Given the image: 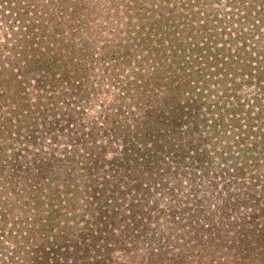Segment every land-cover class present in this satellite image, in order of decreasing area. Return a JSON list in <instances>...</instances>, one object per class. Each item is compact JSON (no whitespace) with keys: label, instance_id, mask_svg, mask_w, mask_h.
<instances>
[{"label":"trees","instance_id":"obj_1","mask_svg":"<svg viewBox=\"0 0 264 264\" xmlns=\"http://www.w3.org/2000/svg\"><path fill=\"white\" fill-rule=\"evenodd\" d=\"M123 1L128 22L122 30L138 39L134 47L144 63L125 56L128 46L122 55L106 53L102 62L113 60L109 73L116 78L109 80L111 88L102 89L114 93V98L103 106L104 112L97 105L101 114L86 115L79 101L70 107L58 103L72 90L78 91L79 100L88 97L82 90L87 86L93 92L100 88L89 75L92 65L82 63L88 58L87 49L76 47L72 40L79 29L45 19L34 9L15 12L7 28L0 30V235L13 238L0 264H65L60 261L63 256L71 258L69 264H264L263 255L258 256L264 251V120H257L261 113L250 109L244 116L227 113L226 121L219 114L221 97L230 95L224 78L231 64L251 57L245 63L248 72L239 74L259 70L257 81L264 86V48L254 42L264 34V0L254 4L227 0V8L205 9L203 15L192 9L200 0H182L179 6L190 8L183 13L190 14L191 21L176 11L164 15L157 10L156 17V0L150 6H144L147 0ZM256 3L261 7H251ZM175 4L172 7H179ZM5 13L8 18L12 15ZM194 18H203L200 27ZM244 23L251 27L236 30L232 41H223L231 40L230 28L238 29L239 24L242 28ZM69 45L68 53H63ZM145 50L149 54L142 55ZM75 53L83 61H73ZM76 62L84 68H74ZM41 69L39 77L60 86L61 95L51 91L52 96L42 101L41 93L31 98L25 91L33 70ZM223 70V77L209 78ZM36 87L39 91L44 86ZM189 90L191 97H184ZM241 120L243 129L238 126ZM198 167L202 174L197 175ZM248 167L258 172L246 179L243 169ZM198 177L209 180L205 186L210 189L222 181L211 191L220 197L213 202L197 199L194 191L195 199H184L177 187L198 189L191 185ZM258 183L259 192H254ZM158 189L166 196L168 218L163 228L156 225L160 234L139 250L134 241L150 228V213L155 211L152 206L144 210L149 204L144 196ZM199 189L208 193L202 186ZM123 200L125 210L101 208L105 203L116 207ZM193 204L199 207L191 212ZM95 212L102 222L94 221ZM114 217L119 220L110 224ZM178 222H187L188 231H171V224ZM171 233L176 238L170 240ZM184 236L188 238L182 240ZM71 240L73 247L68 244ZM4 243L0 240V250ZM94 245L104 246L102 256L89 254ZM224 248L221 259L217 253ZM116 249L121 255L114 257Z\"/></svg>","mask_w":264,"mask_h":264},{"label":"rangeland","instance_id":"obj_2","mask_svg":"<svg viewBox=\"0 0 264 264\" xmlns=\"http://www.w3.org/2000/svg\"><path fill=\"white\" fill-rule=\"evenodd\" d=\"M153 1H155V0H149V1L147 0L146 1L147 4H145L144 6H150ZM174 1H175V3H178V5L175 4V6H179V4L182 0H156V6L155 5L153 6V7H156V11L154 12L153 15H156V17H158V11L157 10H160V12L164 15H173L176 11V12H181L184 15L182 17L183 20L184 19L185 20L190 19V21H191L190 14L187 15L188 12L190 11V8L189 7L188 8L183 7L182 5H180L179 7H172ZM209 1H211V4L207 5V3H205V1L202 2L200 0L199 3H201V4L200 5L196 4L192 9L198 10L199 12H201V11L206 12L205 9L215 11V10L220 9V8H227V7H225L227 0H209ZM248 1L253 2V4H254V0H248ZM86 3H89V5H87ZM74 5H76V6H74ZM25 6H27V7H25ZM92 6H95V7H92ZM127 7H131V5H127ZM251 7H261V6L258 3H256L255 5H252ZM125 8H126V5H124L123 0H3L0 2V14H1L0 15V30L7 28L8 20L14 19V17H15L14 13L15 12L17 13L18 11H23V10L31 11L34 9H38L39 12H41V14L43 15V17H45V19L52 18L59 25L62 24L63 26H66L68 28L70 27V28H73L75 30L79 29V33H76L74 35V37L72 38V40L75 43L76 47H78V48L84 47V49H87L86 51L88 53V58L84 62L82 58H79L78 53H75L73 61H75L77 59L78 62L81 60V61H83L82 63H85L88 66L92 65V69H88L89 75L90 74L92 75L91 79L95 82V86L97 88H99V87L100 88L98 90H95V92H93V90H91L89 88V86H87L86 88H84L82 90H83V92L88 93V97H84V98L82 97L79 100L77 98L78 96L75 95V94H77L78 91L75 92V90H72L71 96H67L65 94V96L63 97V95H62L61 98L58 99V103L63 104L65 107H67V105L70 107V106L75 105L76 102L79 101L80 108L85 107L84 111H85L86 115L91 116V115H95L97 113L101 114L100 113L101 109H102V112H104L103 106L106 105V107H108L109 99L114 98V93L113 94H110L109 92L103 93V91H102L103 87L105 88L107 86L108 88H111L112 86L109 85V80H112L113 77L116 78V76L111 77V75H110L111 73H109V71L113 69L112 68V64L114 63L113 60H110V61L105 60L104 63L102 62V59H105L106 53H107V55L108 54L111 55V57L117 56L119 54L122 55V54H124V51L128 46V51L125 55L126 57H131V58L133 57L132 59H134V62H135V59H137L140 56V55H137V54H139V52L136 51V48L134 47V44L138 43V39L133 38V37H127L128 33L126 34L125 31L122 30V29H124L126 23L128 22L126 16H124V12H123V10ZM228 8H230V7H228ZM2 10H4V11H2ZM5 11H7V12L9 11V13L12 12L11 13L12 15L9 16V18H8L7 13H5ZM183 12L184 13L187 12V14L185 15ZM202 12L200 13V15H203ZM3 14L6 16V19H4ZM175 17L178 18L177 15ZM173 20L175 21V18ZM173 20L171 19V20H169V22H171V21L173 22ZM176 21H178V19H176ZM192 21H194L196 27H200V25H201L200 22H203V18L201 20H199L200 22L198 20H196L195 18L192 19ZM229 21H231V19L228 20L227 23ZM164 23H166V22L162 23V26H163L162 29L165 28ZM180 25H183V24L181 23ZM244 25H243L244 28H243V26H242V28L240 27L241 24H239L237 26V28L239 27L238 29L230 28V30L227 31L228 33L230 32V34H228L227 37L230 36L231 40H230V38H228V39L223 40V41H232V38L234 37L236 30H239V29L247 30L249 27H251V26H248V24L246 25V23H244ZM85 27H89L88 31L90 34H88V32L85 31V29H86ZM90 28H92V29H90ZM197 29H195V27H194V31ZM213 30L215 32H218V31L221 32L219 29H216L215 27H213ZM160 31H161V33L164 32V30L163 31L160 30ZM167 36H169V35H165V38H167ZM222 37H224L223 34H222ZM0 40L2 41L3 39L0 38ZM84 41H86V42L88 41V44L86 43V45H85ZM254 42L257 46H261V48H264V34H262L261 37H257V39H255ZM104 43L108 44V46L107 47L103 46ZM131 43H133V44H131ZM225 45L228 47V43H226ZM70 47H71V45H69L68 48L63 47L62 52L64 53V51H65V53H68ZM108 48H109V51L106 52V50ZM237 48H239V47H237ZM231 50H232V53L235 55L236 54V52H235L236 48H234V46H232ZM253 51H254V49H253ZM143 52L144 53L142 55L149 54V52H147L146 50ZM254 52L256 53V55L262 54L261 50H260V53H257L256 51H254ZM252 53L253 52L251 51V54ZM72 54H73V52H72ZM150 55H151L150 57H153L155 55V52H153V53L151 52ZM224 55H227V53H225ZM139 59H141V58H138V60ZM248 59H251V57L250 58L246 57L245 59H243V62L240 61V65L233 63V64H231L230 68H227L228 73H227L226 77L224 78V82L226 83L227 86L230 87V89H229L230 95L227 96V94L225 93L226 96L221 97L220 103H219L220 107H221V109L219 110V114L225 115L224 116L225 118H223L224 121H226V119H228L227 113H230L232 115L244 116V113L246 114L248 109H250L252 111L251 113L259 111L261 113V116L257 120H259V121L264 120V86H263L262 82L257 81V79H258L257 72H259V70H257V72H252V73L249 72V75L239 74L242 72L247 73L248 70L250 69L248 64L245 65L246 60H248ZM142 60L143 59H141L140 64L144 63ZM149 61H151V60H149ZM78 62H76L74 64L75 65L74 68H76V67L78 68V66H81V65H79ZM158 62L160 63V59L158 60ZM157 64L158 63L156 61V65ZM82 67L83 66H81V68ZM196 67H198V65ZM17 68H18V66H17ZM150 70H152V69L150 68ZM43 71H44V69H41L40 71L33 70L34 74H33V76H31L28 79L29 83H27V84L25 83V85H26L25 91L30 93V95H32L31 98L36 97L37 92H38V93L42 94V97H41L42 101L47 100L48 99L47 97L50 98L52 96V95H50L51 91H53L54 96H59L62 94L60 86L52 85V83L50 84V82L45 83V79L41 76L39 77V75H41V74L43 75ZM30 72H32V71H30ZM112 72H116V70L114 69V71H112ZM188 73H189L188 77H192V79H193L192 81H195L196 78L192 76V73L191 72H188ZM223 73H224V70H223V72L221 71L219 73L209 74V76H210L209 78H211L213 80H217V78L223 77L222 76ZM44 74H45V72H44ZM117 76H119V75H117ZM38 77H39V80H36ZM120 77H121V75H120ZM49 78H50V75L47 74L46 80L48 81ZM36 85H39L41 87L44 86V87L38 91V88L36 87ZM194 85L196 86V83ZM217 85L218 84H216L215 86L217 87ZM13 88H15L14 85H13ZM34 93H36V94L34 95ZM192 94L193 93L191 92V90H189L187 92H184L183 96L184 97L185 96L191 97ZM250 97H253L254 100L257 99V102H254V101L252 102L251 100H249ZM104 98L108 99V100H105ZM67 99H69V101H67ZM86 99H87V101H86ZM88 99H89V101H88ZM96 99H98V100H96ZM158 99L159 98L156 97V104L158 106H160V101ZM72 101L73 102L75 101L73 103V105L71 103ZM86 102H87V104H86ZM49 103H51V102H48V104ZM189 103H190V101H189ZM80 104H83V105H80ZM98 104L102 105L100 107L101 109L97 108ZM183 115H185V114H183ZM60 117H61V115H60ZM243 123H244V120H241L240 125H238L242 129H243ZM253 123L254 124L256 123L254 119H253ZM198 134H199L198 132L194 133V135H198ZM204 135H206V132ZM241 135H242V133H241ZM107 150H109V148H107ZM104 152L107 153V151H104ZM211 152L213 154L214 151H211ZM197 170H199L198 172H196L197 175H199L200 172L202 174V170L200 169V167H198ZM243 170H244L243 176L246 179L249 178L251 176V174L258 172L256 170V168H254V167H248L247 169H243ZM262 170H264V166L262 167ZM114 172L116 175L117 172L116 171H114ZM124 180H126V178ZM195 181H196L195 183L191 182V185L195 186L196 188L198 187V189H190V188H192L191 186H187L186 188L177 187L179 192L183 194L184 199H185V197H187L188 200H190L191 198H194V196H195L194 191H195V193L198 192V195L196 196L197 199L198 198L201 199L202 197H207L208 201L213 202V201H215V197H218V196L220 197V195H216L215 193L212 194L211 191H213V190L215 191V188L217 187V185H222V181H219V184L215 183V188H213V189L212 188L210 189L207 185L205 186V184L208 183L209 180L203 179V182H202V180H200V178L198 177V178H196ZM113 183H114V180L112 181L111 185H113ZM260 184L261 183H258L257 185H255V188H253L254 192H256V190H258L257 192H259ZM157 186H159L158 183H156V187ZM200 186H202L203 188L206 189V191L208 192L207 193L208 196H207V194L202 193L204 190L199 189ZM218 189L222 190L223 188L220 187V188H217V190ZM159 190L160 189H158V191ZM158 191L155 194L152 193L151 195H149V197H147V194H145V196H144V198H145L144 200L145 201L147 200V202L149 203L147 205L144 204L145 205L144 210H146V208H148V206H152L153 210H155V211L150 213L149 218L153 221L150 228L146 229V231H142L141 233H139L138 240L133 239V240H135L134 244L139 247V250H142L144 248V246H146L147 243L151 241L150 238L156 237V234H160V232H158V230L156 232V225H158L160 228H163L165 226L164 218H168V217H166L167 212L164 208V202H163V201H166V198H165L166 196L165 197L161 196V194H163V192L162 191L158 192ZM108 193H109V191H108ZM156 197H157V200H156ZM140 199H141V197H140ZM154 200H156V202L158 203L157 207L153 205L155 203ZM126 204H127V201L123 200L122 204L116 205V207H112L111 204H109V203H105L103 206H101V205L100 206H101V208L102 207H109V208H114V209L117 208V209L122 211V210H125L126 207H124V206ZM95 206H96V204L94 205V207ZM187 206L189 207V204ZM191 207H192V209H190V211L194 212V210L197 209L199 206H197V207L195 206L196 208H194L193 206H191ZM145 213H147V212H145ZM139 214L141 215V213H139ZM95 215H96L95 216L96 218L94 219V221H101V218H100L98 212H95ZM127 215H128V218L131 219L129 213ZM183 215H184L183 217L187 216V214H185V212ZM188 218H191V217H188ZM118 220H119L118 217H114L110 220V224H112L113 222L115 223ZM186 220H190V219H186ZM131 221H133V220H131ZM121 224L126 226L125 221H121ZM171 225L174 226V228L171 229V231H173L174 233H179L182 231H188V228L190 227V225L187 222L172 223ZM119 227H121V226H119ZM123 228L124 227H121L120 229H123ZM123 234H127V233L123 232ZM171 235H170L171 236L170 240L176 238L175 234L171 233ZM187 238H188V236H184V237H182V240H186ZM2 239H4L6 242V243H4V246L2 247V249L0 250V253H1L0 256L3 257L5 255L8 256L9 252H8L7 246H9L10 242H12L13 238H10V237L6 238L4 235H0V240H2ZM182 240L179 238L180 242ZM102 241H103V238H101L100 241H98V242L100 243ZM130 241H132V240H130ZM69 243L71 244V247H73L72 246V240L68 241V244ZM104 250H105L104 246L99 248V247H97V245H94L90 249L89 254H93V255L95 254L96 257H100L104 253ZM224 251H225V248H224V250L219 251L217 253V255L221 256L220 257L221 259L224 256V254H223ZM119 252L120 251L118 249H116L114 251V253H112V254L115 257V256L120 254ZM236 252L237 251L234 250V253H236ZM255 253H256V251H255ZM259 253L260 254L258 256L263 255V257H264V251L260 250ZM61 259L62 260H60V261H63L65 264H69L70 263L69 260L71 258H67V257L63 256V258H61ZM79 262H77V263H79ZM195 264H199V263L196 262ZM256 264H258V263H256Z\"/></svg>","mask_w":264,"mask_h":264}]
</instances>
